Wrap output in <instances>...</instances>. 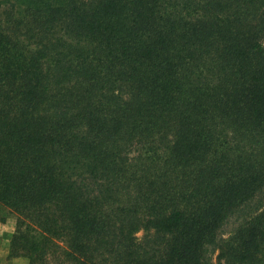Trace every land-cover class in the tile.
Wrapping results in <instances>:
<instances>
[{"label":"trees","instance_id":"trees-1","mask_svg":"<svg viewBox=\"0 0 264 264\" xmlns=\"http://www.w3.org/2000/svg\"><path fill=\"white\" fill-rule=\"evenodd\" d=\"M263 190L264 0H0L10 257L215 264ZM240 232L216 264H264V209Z\"/></svg>","mask_w":264,"mask_h":264},{"label":"rangeland","instance_id":"rangeland-1","mask_svg":"<svg viewBox=\"0 0 264 264\" xmlns=\"http://www.w3.org/2000/svg\"><path fill=\"white\" fill-rule=\"evenodd\" d=\"M13 17L15 16L13 15ZM22 30L23 28L15 29L14 31H12L11 37L13 39H16L17 41L24 42L23 40H25L26 38L21 34ZM50 87L54 88L56 87V85L52 83ZM77 125V130L80 135L88 133L87 127L80 124ZM139 148L140 145L138 141L133 140L130 143L128 152L129 156L134 158V156L138 155ZM137 163L136 165H138ZM260 209H264V190L259 192L254 198H252L247 204H245L244 207L235 211L228 212L227 216L225 217L224 223L220 225L216 242L210 244L206 249L209 257L215 264L218 261V255L220 253V250L218 248L219 245L224 246L226 249L230 248V246H232L231 242H234V238H237L241 233L240 230L245 227V222L252 214L256 213ZM17 220L18 216L16 215V213L12 211L8 206L0 203V264H29V259L26 256L10 257V241L12 239V236H14L17 226ZM150 230H153V228L151 227ZM145 233L146 230L143 226H141L137 230L135 235L139 239H142ZM56 263L59 264L60 262L57 261Z\"/></svg>","mask_w":264,"mask_h":264},{"label":"crops","instance_id":"crops-1","mask_svg":"<svg viewBox=\"0 0 264 264\" xmlns=\"http://www.w3.org/2000/svg\"><path fill=\"white\" fill-rule=\"evenodd\" d=\"M8 256H9V251H8Z\"/></svg>","mask_w":264,"mask_h":264}]
</instances>
